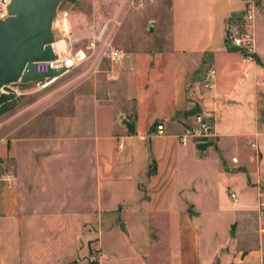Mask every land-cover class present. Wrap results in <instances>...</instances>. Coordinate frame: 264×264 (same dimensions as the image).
<instances>
[{"label":"crops","instance_id":"0c3cea01","mask_svg":"<svg viewBox=\"0 0 264 264\" xmlns=\"http://www.w3.org/2000/svg\"><path fill=\"white\" fill-rule=\"evenodd\" d=\"M243 8L169 0L111 81L82 79L53 115H0V264H209L219 224L230 264H264V0L257 61L226 41ZM197 113L204 151L180 141Z\"/></svg>","mask_w":264,"mask_h":264},{"label":"rangeland","instance_id":"374dc122","mask_svg":"<svg viewBox=\"0 0 264 264\" xmlns=\"http://www.w3.org/2000/svg\"><path fill=\"white\" fill-rule=\"evenodd\" d=\"M168 6L169 0H62L59 10L69 12L74 46L83 48L87 58L48 85L17 82L3 87L0 115L17 105L28 106L32 115H53L58 111V101L71 97L75 84L82 79L111 81L117 64L112 50L142 48L148 43L147 37L156 34V19L168 16ZM216 227V246L224 244L221 240L228 242L214 252L209 264H230L234 251L231 235L223 224Z\"/></svg>","mask_w":264,"mask_h":264},{"label":"water","instance_id":"95a60500","mask_svg":"<svg viewBox=\"0 0 264 264\" xmlns=\"http://www.w3.org/2000/svg\"><path fill=\"white\" fill-rule=\"evenodd\" d=\"M62 0H11L9 15L0 19V91L5 85L21 83L45 84L66 73V68L38 72L35 62L53 60L56 55L54 20ZM230 48H233L230 46ZM124 123H129L125 120ZM212 141L197 143L207 150ZM122 229L126 230L122 223Z\"/></svg>","mask_w":264,"mask_h":264},{"label":"built area","instance_id":"2783aa9c","mask_svg":"<svg viewBox=\"0 0 264 264\" xmlns=\"http://www.w3.org/2000/svg\"><path fill=\"white\" fill-rule=\"evenodd\" d=\"M242 1L244 2V8L241 16L237 19L229 21L227 24L226 41L229 46H232L234 49L240 51L244 62L257 61L255 36L251 27L256 19L257 13L260 10L261 0ZM10 3L11 0H0V19H4L9 15L8 8ZM54 33L55 41L52 45L56 57L53 60L36 61L35 65L38 72L44 73L48 72L51 68L60 69L62 67H65L66 72H69L83 63V61L87 58V53L83 48L78 49L74 46L72 28L69 20V12L67 10H59L54 20ZM57 43H63L59 49H55L54 47V45ZM125 56L126 53L123 50L113 49L111 52V57L116 62ZM214 74L215 70H212L211 76H209L207 79L206 86H211L210 81L212 80ZM56 79L57 78L51 80L47 79L45 84L40 85H48ZM3 87L1 90H3ZM194 120V125H188L185 127L184 133L180 136L181 143L186 145L190 141L194 142L195 144L199 142L211 141L212 121L203 113L195 114ZM164 130V124L157 123L155 125L154 133L163 134ZM233 161L237 162V159L233 158ZM231 196L234 199L237 198L235 192H231ZM259 207L261 211H264V198L262 197ZM90 262L91 264H99L96 255L91 258Z\"/></svg>","mask_w":264,"mask_h":264},{"label":"bare ground","instance_id":"6f19581e","mask_svg":"<svg viewBox=\"0 0 264 264\" xmlns=\"http://www.w3.org/2000/svg\"><path fill=\"white\" fill-rule=\"evenodd\" d=\"M63 43H57L54 45L55 49H59L62 46Z\"/></svg>","mask_w":264,"mask_h":264},{"label":"trees","instance_id":"16d2710c","mask_svg":"<svg viewBox=\"0 0 264 264\" xmlns=\"http://www.w3.org/2000/svg\"><path fill=\"white\" fill-rule=\"evenodd\" d=\"M256 60H258V57L256 58Z\"/></svg>","mask_w":264,"mask_h":264}]
</instances>
